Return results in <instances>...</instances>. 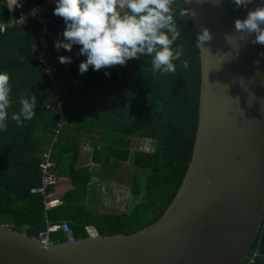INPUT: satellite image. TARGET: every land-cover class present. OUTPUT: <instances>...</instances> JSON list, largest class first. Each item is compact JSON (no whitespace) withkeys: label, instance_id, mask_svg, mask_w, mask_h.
<instances>
[{"label":"trees","instance_id":"1","mask_svg":"<svg viewBox=\"0 0 264 264\" xmlns=\"http://www.w3.org/2000/svg\"><path fill=\"white\" fill-rule=\"evenodd\" d=\"M43 1L0 0V21L7 23L21 15L15 3L25 7ZM184 5L185 0H176L174 5L181 32L176 44L183 46L181 60L186 59L189 66L185 69L181 61H175L177 71L164 76L153 73L151 57L146 55L99 71L90 66L81 74L79 64L86 57L77 55L80 46L73 45L71 52L54 47L65 29L64 20L55 15L47 39L56 70L49 74L39 65L42 24L38 20L27 17L22 24L0 29V71L10 73L12 88L9 116L19 111L22 98H37L31 120L17 127L9 119L7 130L0 131V224L38 236L49 223L66 220L74 237L82 238L88 235L86 225L100 235L128 233L165 211L190 162L197 124L199 47L192 18L179 16ZM59 56H70L71 63L61 64ZM84 139L94 144L96 164H131L127 175L130 205L124 210H97L100 198L90 196L89 168L75 167ZM144 140L152 142L151 150L132 149L133 141ZM49 150L55 175L68 173L71 189L63 193L61 204L47 209L45 202L51 201L49 195L56 186L47 188L46 195L31 190L42 186L40 163ZM115 171L108 172L106 179H116ZM64 239L60 230L51 233L54 242ZM250 252L243 264H264V211Z\"/></svg>","mask_w":264,"mask_h":264},{"label":"water","instance_id":"2","mask_svg":"<svg viewBox=\"0 0 264 264\" xmlns=\"http://www.w3.org/2000/svg\"><path fill=\"white\" fill-rule=\"evenodd\" d=\"M233 0H192L199 47L195 140L177 192L152 223L128 233L87 235L43 245L0 224V264H243L264 211V45L245 40ZM226 35H232L230 40ZM257 61L259 64L257 65Z\"/></svg>","mask_w":264,"mask_h":264},{"label":"clouds","instance_id":"3","mask_svg":"<svg viewBox=\"0 0 264 264\" xmlns=\"http://www.w3.org/2000/svg\"><path fill=\"white\" fill-rule=\"evenodd\" d=\"M191 2L185 0V5L179 9L180 18L196 16L194 9L185 7ZM196 2L202 3L203 0ZM218 2L214 0V3ZM233 2L238 8H247L253 0ZM175 4L176 0H56L53 14L64 20L65 29L62 39H57L54 47L58 52L61 48L71 52L73 45H79L77 55L86 57L79 64L81 74L87 72L90 66L96 71L124 66L128 60L138 59L141 55L151 57L153 73L158 72L162 76L177 71L175 61H181L187 69L188 61L181 60L183 46L176 44L181 32L175 18ZM235 30L241 40L255 34L251 42L264 45V3L250 9L246 18L236 19ZM212 38L210 31L202 28L195 46L204 47L205 42ZM231 38L232 35H226L227 40ZM259 55L264 56V52ZM71 59L70 56L58 57L61 64L71 63ZM256 63L258 65L259 61ZM11 91L10 73L0 71V131L7 130L9 119L15 121L17 127H23L24 121L36 115L37 98L32 95L22 98L19 111L9 116Z\"/></svg>","mask_w":264,"mask_h":264},{"label":"built area","instance_id":"4","mask_svg":"<svg viewBox=\"0 0 264 264\" xmlns=\"http://www.w3.org/2000/svg\"><path fill=\"white\" fill-rule=\"evenodd\" d=\"M56 7V0H45L43 2L34 3L30 6H22L20 3H15V8L21 11V15L16 18H12L10 21L3 22L0 21V29H4L6 25L12 24H22L24 23L27 17H32L38 20L42 24V35H41V48L38 51L39 65L40 69L45 70L47 73L51 74L55 72V68L52 65V62L49 59L50 52L48 51L49 43L47 35L50 33L49 26L51 23H55L54 9ZM50 108V106H47ZM59 114L62 116L63 113L59 111ZM62 122V120L60 119ZM59 122V126L61 125ZM58 133V130H56ZM53 164L49 161V155H45L43 161L40 163V169L42 172V186L33 188L31 193L46 195L47 188L54 187L59 184L60 179L55 177L52 173ZM52 206V201H46L45 207L49 208ZM57 230L62 231L65 236V240L72 242L75 240V237L72 233L70 225L67 221H61L58 223H49L45 229L40 231L37 236L38 240L43 245H49L51 240V233ZM86 231L90 234H97L95 229L89 228L86 226Z\"/></svg>","mask_w":264,"mask_h":264},{"label":"crops","instance_id":"5","mask_svg":"<svg viewBox=\"0 0 264 264\" xmlns=\"http://www.w3.org/2000/svg\"><path fill=\"white\" fill-rule=\"evenodd\" d=\"M94 143L97 144L98 146L100 145L97 142H94ZM142 144H143V141H140L138 143L136 141H133L132 149H134V148L142 149L139 147V145L141 146ZM93 145L94 144H92V142H90L88 139L81 140L80 147H79V155L77 157L75 167L76 168H84V167L89 168V172L91 174V182H90V185L88 188L90 196H94V197L97 196L98 198H100L97 200V203H96V204H99V206H97V210L103 209L105 211H112L114 209H119V208H116V206H113V205L108 204L107 202H104V198L102 196L106 195L105 193H106L107 189L112 190L115 194L119 193V191H123V190H126V192H128L129 188H128V184H127V175H128V172L132 171L133 168L129 162L118 163V166H116V171L114 174V178H116V179H113V180L106 179L108 170H109V168H113L112 167L113 164H111L110 166L102 167V166L96 164L95 162H93V156H94ZM144 145H146V143H144ZM46 155H49V161L53 164V167L51 170L52 173L54 174L55 177L60 179V182H59V184L56 185V189L53 192V194L51 196L49 195V197H51L52 206L47 208V209H50L54 206L61 204V196L63 195V193L65 191L71 189V186L69 184V174L68 173H66L65 176L63 175V177H59V176L55 175V173H54L55 164L51 158V150H49L48 154H46ZM44 157H45V155H44ZM44 157H43V159H44ZM123 175L125 176L124 180L120 181L121 176H123ZM102 179H105L106 181H102ZM115 180H118V182H115ZM106 183L109 185H106ZM105 199H107V198H105ZM129 201H130V198H129ZM92 203H94V202H92ZM62 221H66V220H62ZM51 223H53V222H51ZM56 223H58V222H56ZM24 226H26V225H24ZM91 226L92 225H90L89 227H91Z\"/></svg>","mask_w":264,"mask_h":264},{"label":"rangeland","instance_id":"6","mask_svg":"<svg viewBox=\"0 0 264 264\" xmlns=\"http://www.w3.org/2000/svg\"><path fill=\"white\" fill-rule=\"evenodd\" d=\"M144 143H146V145H144ZM139 147L142 148L143 150H151L153 148V144H152V142L144 140L143 144L141 146L139 145ZM116 166H118V162L113 163V168H109L108 172L113 171L116 168ZM106 185H109V184L106 183ZM119 193L115 194L112 190L107 189V191L105 193L106 195H103L102 197L104 198V202H107L110 205L116 206V208H119L120 210H122V209L124 210L125 208H127L130 205L129 204L130 195L128 194V192H126V190L119 191ZM105 198H107V199H105ZM6 225L10 226L7 223H6ZM91 227H89V228H91Z\"/></svg>","mask_w":264,"mask_h":264},{"label":"bare ground","instance_id":"7","mask_svg":"<svg viewBox=\"0 0 264 264\" xmlns=\"http://www.w3.org/2000/svg\"><path fill=\"white\" fill-rule=\"evenodd\" d=\"M93 236H96V234H93Z\"/></svg>","mask_w":264,"mask_h":264}]
</instances>
